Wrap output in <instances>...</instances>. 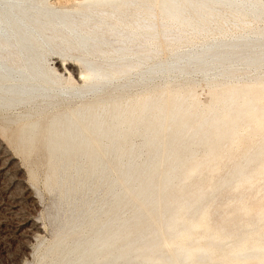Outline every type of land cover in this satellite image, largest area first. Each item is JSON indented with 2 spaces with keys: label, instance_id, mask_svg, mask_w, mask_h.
Wrapping results in <instances>:
<instances>
[{
  "label": "bare ground",
  "instance_id": "obj_1",
  "mask_svg": "<svg viewBox=\"0 0 264 264\" xmlns=\"http://www.w3.org/2000/svg\"><path fill=\"white\" fill-rule=\"evenodd\" d=\"M262 23L264 0H0V111L28 149L54 110L34 263L264 264V210L209 223L264 169Z\"/></svg>",
  "mask_w": 264,
  "mask_h": 264
},
{
  "label": "rangeland",
  "instance_id": "obj_2",
  "mask_svg": "<svg viewBox=\"0 0 264 264\" xmlns=\"http://www.w3.org/2000/svg\"><path fill=\"white\" fill-rule=\"evenodd\" d=\"M58 56L59 55L56 53L51 54L48 59L49 64L52 65L54 61L53 59L56 57L58 58ZM59 58L63 62H65L66 59H68L69 57L61 58L59 56ZM66 62L76 63V61L74 59L72 60V58H69ZM197 76L198 75H196V79L199 81V78H201V76L200 75H199L200 77L199 76L197 77ZM199 82L200 84H197L194 87V95L195 93H198L197 95L200 94L199 96H196V95L195 96L199 98L201 96L200 101L202 100V102L206 103L210 99V93H209L210 88L207 85V83L204 81H201V79ZM202 85H204V89L202 88L203 87ZM138 91L140 90L138 89ZM206 92L207 94L205 95ZM59 107L61 109L62 105H60ZM59 107L56 110H59ZM22 109H23L22 107H18L15 110H13V112L10 111L12 113L10 112L3 113L2 111H0V264H29V263L33 264L36 261V257H37L39 250L42 248V247L40 248V242L41 243L47 242L51 238V235H52V229H51L52 225L49 224L51 222H50V219L48 218L49 217L48 213L50 212L52 208V204H53L52 201L54 200V193L51 191V189L48 187L46 183V173L48 169V162L46 158L47 152H46L45 146H43V143L45 140V134L44 135L42 134L45 133L43 127H45L46 122L48 121L50 117V114H52L54 110L49 111L48 113H45L42 115L40 127L43 130H41L39 127V132L37 133V136H36L38 138V139L36 138L37 143L35 142L36 148L34 145L32 148L27 147L28 149H25L26 146L24 147L20 140V131L23 125L22 122L20 121L8 122L7 121L8 116H11L15 113H19L22 111ZM43 118H45V120ZM15 127L18 129V131L16 130ZM13 128L15 131L12 130ZM39 133L41 136L39 135ZM15 135L17 136L16 138H15ZM12 138L15 140H13ZM17 138H18V141H17ZM40 138H42V140ZM256 139L258 138H255V137L253 138L254 141ZM18 144L20 148H18L19 147L17 146ZM40 144H42L44 151L42 150ZM23 148L25 151L23 150ZM33 151L35 154H33ZM42 154L44 157L42 156ZM39 156L41 158L43 157L42 160ZM36 161L38 162L36 163ZM36 165L39 167H37ZM229 167H230V164L222 168L217 173L219 174L218 176L225 174ZM30 170H32V172H29ZM263 172H264V169L261 172V174L256 175V178L251 183V186L249 184H245L243 186L232 185L230 187H224L226 188V190H228V192L224 188L220 189V191H217V193L218 192L220 193L222 190L223 192H226V193L221 192L220 194L221 198L219 197L220 195H218L219 193L216 194L217 198L216 196L214 197L215 199L213 198L215 201L212 200L210 202V207H211L210 210L214 208V210L212 209L211 211L212 214L210 213L211 214L210 218L211 219L213 218L214 220L209 219L210 220L209 223H211V221H214V223H217V220H220L223 216L227 214H236V216L238 215L237 216L238 218L241 219L243 217L242 219L245 220L247 219V217L248 218L251 217L250 215L257 214L259 209L264 210V207H263L264 206L263 205L264 203V184H263L264 175L263 174L264 173ZM254 186L255 188H253ZM228 188L230 189V192ZM48 189L50 192L48 191ZM239 190L240 192L243 191V193L240 194ZM245 190L247 191L245 192ZM233 193L235 194L232 195ZM251 194H252V197H251ZM244 195L248 196L247 198L249 199H247ZM241 197H244V198H241ZM253 197H255L254 198L255 201L252 199ZM222 199L224 200H223V203L221 204ZM236 200L237 202L235 203ZM212 202L213 204H211ZM249 203L251 204V206ZM217 205H219V207H217ZM230 206H231V209H230ZM242 206L246 208L242 209L241 208ZM215 208L217 209V211L220 208L219 210H222L223 212L222 211L217 212ZM214 211L215 213L217 212L216 214L218 216L214 213ZM250 212H255V213L250 214ZM239 213L242 215H240ZM262 223L264 224V221Z\"/></svg>",
  "mask_w": 264,
  "mask_h": 264
}]
</instances>
